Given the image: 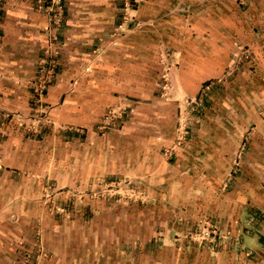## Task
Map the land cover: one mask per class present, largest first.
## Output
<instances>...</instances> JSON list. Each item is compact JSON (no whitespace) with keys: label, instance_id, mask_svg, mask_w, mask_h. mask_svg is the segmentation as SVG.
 <instances>
[{"label":"rangeland","instance_id":"rangeland-1","mask_svg":"<svg viewBox=\"0 0 264 264\" xmlns=\"http://www.w3.org/2000/svg\"><path fill=\"white\" fill-rule=\"evenodd\" d=\"M208 2L222 0H168L167 23L157 26L145 20L147 0H119L123 31L113 34L135 50V74H115L118 90L94 93L103 96L87 107L95 130L44 158L53 167L45 182L0 185V198L40 196L25 208L54 212L53 226L80 233L98 264H264L250 254L264 219V42L233 34L230 43L216 17L197 32L192 6ZM224 3L237 7L232 23L247 16L258 33L264 0ZM54 4L58 25L63 9Z\"/></svg>","mask_w":264,"mask_h":264},{"label":"crops","instance_id":"crops-1","mask_svg":"<svg viewBox=\"0 0 264 264\" xmlns=\"http://www.w3.org/2000/svg\"><path fill=\"white\" fill-rule=\"evenodd\" d=\"M82 1L60 0L63 17L60 24L54 25L53 18H57L54 0H44L42 8L36 5V0H2L0 151L3 172L7 175L5 180L0 179L3 188L32 187L45 182L53 167L51 161L44 158L49 154L52 156L61 147L66 150V144L71 145L69 141L75 138L73 136L81 138L82 129L89 133L95 130L97 120L89 118L92 113L88 112L87 107L103 97L98 99L97 96L103 89L118 90V80L114 87L115 74H133L134 67L140 65L136 64V52L131 49L129 41H118L113 34L123 28L119 20V0ZM157 2L147 0L145 20L150 23L159 19V25H156L164 26L168 17V0ZM51 8L53 11H48ZM152 8L157 14L150 13ZM233 8L237 9L225 4L224 0L222 3L195 4L191 10L195 17L193 26L198 27L197 32L204 31L202 27L215 22L216 17L219 27L228 35L224 37L230 43L233 34L238 36L241 43L248 36L257 37L263 43L264 19L257 22L258 33L252 35L253 24L247 20V16L242 21L232 23L233 16L229 12ZM215 11L219 14H214ZM48 28L50 36L47 34ZM117 43L121 46L116 47ZM178 43L183 45V37L177 38V48ZM48 49L57 64L54 80L43 96V102L52 110V118L40 123L36 114L38 103L33 83L38 75L39 63ZM143 66L147 67V64L143 63ZM101 75L106 76L110 83H101ZM81 78L85 79L81 81ZM147 88L154 89L153 86ZM95 92L99 93L95 95ZM177 100L180 101L179 98ZM110 101H113L112 97ZM172 105L169 107L172 108ZM179 107L181 105L176 104V108ZM139 112L140 106L136 107L135 117H143V113ZM149 113L147 118L159 117L153 116L151 111ZM24 172H27L26 175ZM39 197L5 193L0 198V264H98L100 258L92 246L81 242L80 233L72 230L62 232L53 226L56 222L54 212L25 208V204L44 200ZM5 203L7 207L3 208ZM52 216L53 221L50 220ZM257 235L259 244L254 250L251 249L250 254L258 262L264 263V219Z\"/></svg>","mask_w":264,"mask_h":264},{"label":"built area","instance_id":"built-area-1","mask_svg":"<svg viewBox=\"0 0 264 264\" xmlns=\"http://www.w3.org/2000/svg\"><path fill=\"white\" fill-rule=\"evenodd\" d=\"M1 9L2 8L0 7V15L2 11ZM124 18L127 19V16L125 15ZM56 65V60L52 56L51 52L46 53L44 59L39 63L38 75L34 83V92L38 103L36 114H38L37 118L40 123L48 122L50 118H52V110L49 109V107L43 102V96L48 91L49 86L54 80ZM111 120V116H106L104 118L105 127L110 125Z\"/></svg>","mask_w":264,"mask_h":264}]
</instances>
